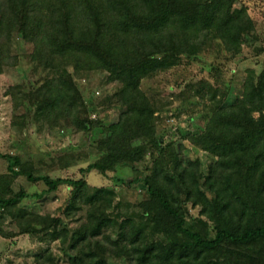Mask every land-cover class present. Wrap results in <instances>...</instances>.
Listing matches in <instances>:
<instances>
[{
  "label": "trees",
  "instance_id": "1",
  "mask_svg": "<svg viewBox=\"0 0 264 264\" xmlns=\"http://www.w3.org/2000/svg\"><path fill=\"white\" fill-rule=\"evenodd\" d=\"M238 1L0 0V74L19 62L15 36L32 45L29 61L36 69L57 71L42 82L45 98L33 103L36 121L49 123L65 111L74 129L96 128L89 107L75 94L80 88L74 73L69 82L60 78L71 66L80 65L85 74L106 73V83H118L120 116L100 125L96 147L103 153L82 172L106 174L158 151L152 174L144 178L153 196L143 203L146 226L131 215L120 221L121 214L110 213L111 188L90 189L84 178L35 174L16 154H5L9 172L0 173V217L9 218L17 234L68 242L77 252L66 264H112L107 256L114 249L129 264H220L225 242L264 239V70L256 82H247L242 98L212 104L204 130L193 134L195 144L220 157L205 176L181 169L172 153L171 173L161 170L166 153L157 136L158 108L141 89L144 78L176 66L212 30L237 53L252 24ZM19 175L43 181L48 191L72 186L64 215L71 217L88 205L85 222L71 233L61 216L21 206L28 193L14 188ZM189 201L200 206V216L190 222L184 211ZM112 228L116 236L110 247L103 238H109L106 231ZM36 255L39 264H63L49 249Z\"/></svg>",
  "mask_w": 264,
  "mask_h": 264
},
{
  "label": "rangeland",
  "instance_id": "2",
  "mask_svg": "<svg viewBox=\"0 0 264 264\" xmlns=\"http://www.w3.org/2000/svg\"><path fill=\"white\" fill-rule=\"evenodd\" d=\"M237 5H243L252 19L237 53L230 52L212 30L205 38L201 36L199 46L184 54L176 66L141 82V89L158 108L155 114L157 136L166 153L160 165L164 173L172 170L170 153L181 161V169L187 172L196 169L203 176L209 173L210 165L220 157L195 144L193 134L204 130L212 104L220 100L230 104L242 98L247 82H256L264 70V0H240ZM14 42L13 49L19 62L0 74V173L9 172L10 160L5 154H16L35 174L84 178L90 189L113 190V207L109 211L121 214L120 221L131 215L136 224L146 226L143 203L153 196L144 178L152 174L158 151L155 155L148 152L140 162L120 164L106 174L95 169L81 171L103 153L96 147L101 135L100 125L110 124L120 116L122 107L115 96L118 83H106V73L85 74L80 65L71 66L60 78L69 82L74 73L80 88H75V94L89 107L88 117L94 120L96 128L91 132L74 129L72 117L65 111L56 113L49 123L38 122L34 118L33 103L45 98L42 82L44 78L56 76L57 71L36 69L29 61L32 45L16 36ZM14 188L28 193L21 206L37 213L61 216L71 233L86 220L88 205L71 217L64 215L72 193V186L68 184L48 191L43 181L34 183L25 175H19ZM179 198L185 200L186 197L181 194ZM184 211L189 222L193 216H200V206L192 201L184 203ZM201 217L207 220L205 215ZM106 234L109 238L103 240L107 245L113 244L116 228L107 230ZM224 245L220 264H264V239L249 244L227 241ZM41 249H49L57 262L63 264L77 252L68 242L17 234L12 221L0 217V264H39L42 260L36 252ZM107 258L112 264H129L119 249H114Z\"/></svg>",
  "mask_w": 264,
  "mask_h": 264
}]
</instances>
